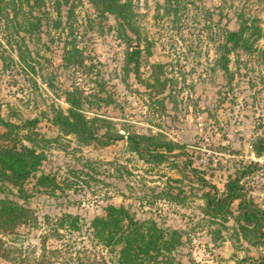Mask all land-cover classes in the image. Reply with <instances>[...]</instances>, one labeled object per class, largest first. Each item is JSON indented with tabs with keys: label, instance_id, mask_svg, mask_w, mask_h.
I'll list each match as a JSON object with an SVG mask.
<instances>
[{
	"label": "rangeland",
	"instance_id": "374dc122",
	"mask_svg": "<svg viewBox=\"0 0 264 264\" xmlns=\"http://www.w3.org/2000/svg\"><path fill=\"white\" fill-rule=\"evenodd\" d=\"M0 4V114L14 123L38 118L31 136L43 157L35 175L49 174L56 183L38 186L35 176L25 183L35 215L34 224L17 227L25 257L44 246V258L54 264L78 258L112 264L115 250L96 240L88 222L106 203L127 201L137 218L181 230L180 244L169 252L174 260L264 264V246L236 228V200L232 215L210 218L202 195L220 193L226 177L236 175L264 211V186L256 184L264 174L252 178L256 164L249 157L264 129V64L257 52L242 49L228 53L225 72L215 62L225 27L254 18L264 31V0H131L137 34L127 30V38L116 18L99 14L89 0L61 2L58 11L57 0ZM130 41L139 49L135 71L124 67ZM255 43L263 47L264 34ZM71 44L69 63L63 54ZM74 87L84 114L102 117L116 135L108 144L82 143L51 122L55 109L68 106L63 90ZM13 130L30 144L25 128ZM130 132L159 134L176 148L163 160H144L129 149ZM61 212L79 214V229L53 227ZM0 264L21 263L0 256Z\"/></svg>",
	"mask_w": 264,
	"mask_h": 264
},
{
	"label": "trees",
	"instance_id": "16d2710c",
	"mask_svg": "<svg viewBox=\"0 0 264 264\" xmlns=\"http://www.w3.org/2000/svg\"><path fill=\"white\" fill-rule=\"evenodd\" d=\"M65 1L67 0H57V11L60 3ZM89 1L99 14L108 13L116 18L117 30L124 38L128 37L127 30L137 34L133 24L134 11L131 0ZM24 2L30 6L39 4V0H32L30 3L29 0H24ZM2 7L4 6L0 4V10ZM263 34V29L254 18L249 20L240 18L236 27H225L221 33L218 55L215 58L218 67L224 72L227 71L228 53L237 49L257 52L264 64V46L260 47L255 43ZM71 48L74 49L75 46L71 44L63 54V58L69 63L74 61V54L70 52ZM138 56L137 47L127 49L124 61L126 71L137 70ZM18 58L24 60L20 52H18ZM63 93L68 106L64 110L55 109L51 118V122L61 132L73 134L82 143L94 141L100 145H106L115 138L116 135L109 132L102 117H88L84 114L81 108L82 94L77 87L64 89ZM37 120V117H29L23 118L20 123H14L4 119L0 114V125L3 127L0 130V256H12L13 260L21 264L27 262L54 264L44 258V246L37 255L25 257L21 253V243L16 242L20 240L17 227L35 222L32 209L26 205L28 191L25 183L27 179L35 176V185L50 186L51 189L56 187L53 176L43 172L35 175L43 157L42 151L34 145L35 137L31 136L32 128ZM102 126H105V131L99 134L98 129ZM20 128H25L22 136L30 144L24 143L13 130ZM126 142L129 149L144 160H163L166 153L176 148V142L160 137L159 134L130 132L126 135ZM253 145L255 153H260L264 149V129L261 137L255 140ZM117 165L116 169H118ZM246 171L247 169H242L241 173ZM202 180L203 184H206L205 179ZM212 190L203 191V213L210 218L226 219L227 215H232L231 203L236 200L237 213L233 216L237 224L236 228L243 238L251 235L256 238L252 243L264 246V211L245 195V190L239 183V176L228 175L220 193H217L215 188ZM51 223L53 227L71 229H79L82 225L81 216L70 212H61ZM88 226L90 233L100 244L115 250L112 264H183L169 255L174 246L180 244L181 230L171 228L166 231L167 228L158 225L150 217L139 219L129 207L127 208L122 203H106L103 206V213L93 215ZM75 264L93 263L78 258ZM235 264L247 263L244 259H238Z\"/></svg>",
	"mask_w": 264,
	"mask_h": 264
},
{
	"label": "built area",
	"instance_id": "2783aa9c",
	"mask_svg": "<svg viewBox=\"0 0 264 264\" xmlns=\"http://www.w3.org/2000/svg\"><path fill=\"white\" fill-rule=\"evenodd\" d=\"M249 157L251 158L252 163L256 164V167L254 168V170L251 171L252 173H255L252 175V178L256 176H260L261 174H264V152L262 151L260 153L250 152ZM240 182L241 180L239 179V183ZM256 184L260 187L261 185L264 186V176H260L259 180L256 181ZM251 186H253V184H251Z\"/></svg>",
	"mask_w": 264,
	"mask_h": 264
},
{
	"label": "water",
	"instance_id": "95a60500",
	"mask_svg": "<svg viewBox=\"0 0 264 264\" xmlns=\"http://www.w3.org/2000/svg\"><path fill=\"white\" fill-rule=\"evenodd\" d=\"M133 37H135V35L133 34ZM129 45L131 47H137V44L136 43H133L132 41L129 42ZM123 205H125L127 208L129 207V203L127 201H123L122 203Z\"/></svg>",
	"mask_w": 264,
	"mask_h": 264
},
{
	"label": "flooded vegetation",
	"instance_id": "af4514ba",
	"mask_svg": "<svg viewBox=\"0 0 264 264\" xmlns=\"http://www.w3.org/2000/svg\"><path fill=\"white\" fill-rule=\"evenodd\" d=\"M128 33V32H127ZM133 33V32H132Z\"/></svg>",
	"mask_w": 264,
	"mask_h": 264
}]
</instances>
